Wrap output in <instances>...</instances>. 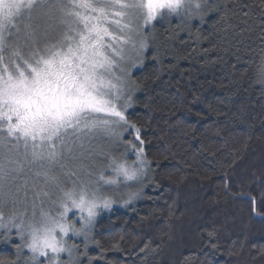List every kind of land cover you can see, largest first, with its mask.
<instances>
[{"label":"snow or ice","instance_id":"snow-or-ice-1","mask_svg":"<svg viewBox=\"0 0 264 264\" xmlns=\"http://www.w3.org/2000/svg\"><path fill=\"white\" fill-rule=\"evenodd\" d=\"M254 7L264 41V0H0V243L15 249L0 264H121L105 258L98 217L117 203L152 199L142 126L128 113L139 87L132 70L198 43L193 20L214 19L222 41L242 43L256 30ZM173 17L176 30L154 46L156 25ZM254 82L264 85V55ZM199 102L194 96L191 104ZM260 195L258 203L247 194L249 220L264 225ZM208 237L217 249L216 234ZM149 244L140 249L145 261Z\"/></svg>","mask_w":264,"mask_h":264},{"label":"trees","instance_id":"trees-1","mask_svg":"<svg viewBox=\"0 0 264 264\" xmlns=\"http://www.w3.org/2000/svg\"><path fill=\"white\" fill-rule=\"evenodd\" d=\"M244 2L255 6L259 0ZM260 12L254 7L256 30L240 36V44L235 39L222 41L214 19L205 24L193 20L192 32L200 31L198 43L193 39L169 49L172 54L161 57L163 64L149 59L147 67L132 74L139 87L128 113L142 126L146 158L151 161V184L145 193L152 199L98 219L96 239L106 250V260L264 264V225L258 218L249 220L247 196L251 192L259 203L264 192V85L254 82L264 55ZM178 23L173 17L171 24H157L154 46L163 45L166 30H176ZM181 35L188 40L187 32ZM182 56L188 59H178ZM194 96L201 102L192 105ZM189 107L204 118L190 114ZM209 232L216 234L211 243H217V249L210 247ZM149 242L145 261L140 249ZM97 252L94 246L93 254ZM14 253V248L0 243V259L14 258Z\"/></svg>","mask_w":264,"mask_h":264},{"label":"rangeland","instance_id":"rangeland-1","mask_svg":"<svg viewBox=\"0 0 264 264\" xmlns=\"http://www.w3.org/2000/svg\"><path fill=\"white\" fill-rule=\"evenodd\" d=\"M136 70H137V69H133V70H132V74H133ZM129 109H130V108H129ZM129 109H128V111H129ZM134 159H135L134 156H129V158H128V163H132ZM148 174H149V170H148ZM143 179H144V181H145L146 183L149 182V177H148V175H146ZM147 188H148V187H147ZM147 188H145V192H146ZM141 200H143V199H140V200L134 201L133 204L130 205L129 207H127V208H125V207H121L120 204L117 203V204H115V205L113 206V210H115V209L126 210V209L132 207L133 205H135L136 203L141 202ZM113 210H112V211H113ZM112 211H104V212L102 213V215H104V214H109V213H111ZM102 215H101L100 217H98V219L101 218ZM15 242H19V241L16 240ZM5 245L8 246V247L10 248L9 244H5ZM93 248H94V246H92V249H93Z\"/></svg>","mask_w":264,"mask_h":264}]
</instances>
